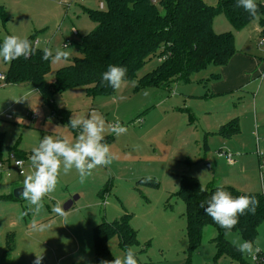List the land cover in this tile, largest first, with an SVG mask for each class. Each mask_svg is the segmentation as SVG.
<instances>
[{
	"label": "rangeland",
	"instance_id": "374dc122",
	"mask_svg": "<svg viewBox=\"0 0 264 264\" xmlns=\"http://www.w3.org/2000/svg\"><path fill=\"white\" fill-rule=\"evenodd\" d=\"M205 2L213 6L218 0ZM99 4V0H0L8 16L5 23L0 19V37L3 41L7 35L34 36L40 48L49 43L53 51L65 50L67 41L70 58L81 56L78 45L94 27L84 8L99 10ZM73 26L78 36L72 34ZM261 30L258 20L235 31L225 16L216 18V31L233 33L237 51L255 56L264 64ZM159 64L157 57L152 58L139 78ZM66 65L52 63L49 84ZM7 70L8 64L0 58V75ZM217 70L220 68L209 66L194 74L190 83L179 81L167 89L137 91V84L124 82L113 97L91 96L85 86L57 93L56 104L68 110L70 117H88L96 111L108 123L118 119L128 131L119 136L105 134L115 159L110 166L93 169L84 183H80L75 169L66 175L61 172L55 192L44 198V208L36 217L38 222L51 225L44 232L31 229V214L21 216L28 209L27 201L5 196L23 187L25 176L32 171L29 156L45 135L74 141L78 130L54 118L33 86L0 83V163L4 165L0 171V264H33L36 255L42 256L41 264H95L93 229L104 221L120 219L126 212L138 232L139 246L134 247L138 264H161L149 261L140 252L157 255L161 249L171 248L174 255L176 248L187 241L186 206L176 195L184 175L198 178L204 187L228 185L242 192L264 193L260 155L264 150V71L238 97H211V83L215 81L211 77ZM19 99L24 100L17 102ZM33 112H39L40 118L32 119ZM228 116L229 123L238 120L240 132L226 140L219 134L222 128L217 129ZM226 148L231 149L236 166L220 155ZM18 152L26 156L24 176L8 166L10 154ZM238 152L241 155H236ZM148 177L158 186L140 183ZM57 201L64 210L72 202L64 217L52 211ZM204 230L201 256L205 257L198 264H236L227 258L221 261L215 257L214 261L212 239L218 233L211 226ZM226 238L230 243L244 240L238 232H230ZM109 248L115 257L122 258L126 253L119 248L118 238L110 241ZM245 258L255 264L250 257ZM166 264L179 262L175 259Z\"/></svg>",
	"mask_w": 264,
	"mask_h": 264
},
{
	"label": "trees",
	"instance_id": "16d2710c",
	"mask_svg": "<svg viewBox=\"0 0 264 264\" xmlns=\"http://www.w3.org/2000/svg\"><path fill=\"white\" fill-rule=\"evenodd\" d=\"M236 2L218 0L212 6L205 0H106L107 9H84L95 28L78 45L83 49L80 51L81 56L69 58L67 65L57 71L53 83L47 81L53 62L42 59L43 49L34 46L36 40L31 36L29 40L36 48L35 53L28 59L20 57L10 63L5 62L8 70L4 84L32 85L52 116L68 124L70 112L58 107L55 95L85 86L91 96L113 97L117 90L107 86L106 82L101 87V74L109 64L125 67V82L137 81V91L143 88L167 89L179 81L190 83L194 74L209 66L220 69L227 66L237 53L233 33L215 32L214 21L218 16H225L235 31H242L254 20H258L264 28V0H256L258 18L236 7ZM0 19L4 23L8 20L5 8L1 6ZM154 57L160 60V64L139 78L140 71ZM215 77L217 79L220 75ZM239 128L238 120H234L223 126L219 134L231 138L239 134ZM14 156L21 160L26 157L19 152ZM140 183L158 186L156 181L145 178ZM217 187L213 184L204 187L198 178L189 175H184L180 181L176 195L186 206L187 264H191V256L202 245L207 226L214 227L218 233L217 260L228 257L239 264H247L245 255L226 237L230 232H238L244 240L256 242L259 236L264 223V193L242 192L231 186H223L234 197L255 196L260 202L255 215L240 216L239 223L226 235V230L200 207L201 203L207 207V201ZM102 194L103 191L99 195ZM5 197L16 200L13 194ZM131 220L132 216L126 214L113 222L104 221L93 229L95 264L115 259L109 248L110 241L115 238H118L119 248L124 252L129 246H139L138 232L132 227ZM11 243L14 246L13 239ZM258 255L263 256L261 252Z\"/></svg>",
	"mask_w": 264,
	"mask_h": 264
},
{
	"label": "clouds",
	"instance_id": "9594fccd",
	"mask_svg": "<svg viewBox=\"0 0 264 264\" xmlns=\"http://www.w3.org/2000/svg\"><path fill=\"white\" fill-rule=\"evenodd\" d=\"M236 7L243 8L249 15L258 18L256 0H237ZM68 48L69 46L66 44L64 45L65 50L56 48L53 51L46 47L43 49L42 59L51 60L54 63L68 62L71 56V51L67 50ZM35 51L36 48L28 38H21L17 35L5 36L3 43L0 44V58L6 63L20 57L28 59ZM126 72L125 67L109 64L107 70L101 74V87H104L106 82L107 86L119 90L125 82ZM131 83L135 86L137 81H131ZM144 95H148V92L145 91ZM22 100L24 99L16 101L21 102ZM68 125L72 129L78 130L74 141L67 137L54 138L52 135H45L38 146L32 149V154L29 156L32 171L25 176L23 190L20 193V199L28 202V209L22 212L21 216L32 215L30 227L36 232H44L51 228L50 224L38 222L36 217L44 208V198L51 197V194L55 192L61 172L66 175L75 169L80 183H84L87 177L92 174L93 169L98 166H110L115 159L109 144L105 142V134L119 136L128 131L127 127L123 126L118 119L115 123H108L96 111H92L88 117L71 116ZM225 151L227 152V162L230 165L233 164L231 149L226 148ZM261 154H264V150H261ZM220 155L224 156V153L221 152ZM236 155H241V153L238 152ZM16 165L22 169L23 161H17ZM147 179L150 180L151 177ZM199 190L203 191L204 189L200 188ZM259 203L255 196L234 197L223 186H218L207 201V207L204 203H201L200 207L216 224L226 230L227 235L239 223L240 216L255 215ZM52 211L61 217L66 215V211L59 201L54 205ZM232 243L239 252L252 260H256L257 255L261 252L258 242L233 240ZM41 260L42 256L36 255L33 264H41ZM101 264H138L136 250L129 246L122 258L115 257L112 261L103 260Z\"/></svg>",
	"mask_w": 264,
	"mask_h": 264
},
{
	"label": "crops",
	"instance_id": "0c3cea01",
	"mask_svg": "<svg viewBox=\"0 0 264 264\" xmlns=\"http://www.w3.org/2000/svg\"><path fill=\"white\" fill-rule=\"evenodd\" d=\"M99 1L101 3L102 0H99ZM74 27L75 26H73V28ZM94 28H95V25H94L93 29ZM214 30L216 33H219L218 31H216V19L214 21ZM79 34L80 33L78 31V35ZM78 35H75V36H78ZM40 46H41V44L39 42L38 47L40 48ZM44 47L49 48V43H47L46 46H44ZM263 67H264V64H262V62L260 61L259 58L237 51V53L234 55V57L231 59V61L229 62V64L227 66L221 68L220 70H217L216 73L212 74L211 79H214L215 81L211 83L210 96L211 97H227V96L231 95V96L238 97L240 95V92L243 90V88L248 86L253 80H255V78H257L258 76L263 74V71H264ZM217 74H219L220 77L216 79L215 76ZM29 86H32V85H26V86H24V88L25 87L27 88ZM15 87L21 88L23 86H15ZM36 92L38 93L37 90H36ZM230 118H231V116L230 117L228 116V117H225L224 119H222L220 122V125H218L217 130H220L224 125L228 124ZM226 140H227V138H226ZM225 153H227V152H225ZM236 163H237V161L234 162L233 164H231V166H234V165L236 166ZM8 166L10 168L9 161H8ZM1 175H2V173H1ZM20 186H22V185H20ZM226 186H228V185H226ZM9 195H10V193L7 196H9ZM126 214H127V212H126ZM131 225L136 230L132 220H131ZM203 239H204V233H203ZM203 239H202V245L200 246V248H198L193 253V255L191 256V264H198L199 260H201V258L205 257V255L201 256V253H202L201 251H202V248L204 247V240ZM256 242H258V245L261 248V253L264 256V223L260 227L259 236H258ZM212 243H213L214 251H215V255L213 256V258H214V261L216 262V260H215L216 253H217V251H216V237H213ZM187 250H188V241H186L184 244H182L180 246V248H176V253L174 255L172 254V252L174 250H171V248L161 249L157 255H152L151 253H144L143 251H141L140 253H142L144 256H146L147 259L151 262L166 264V263L173 262L175 259H177L179 264H187V260H188ZM196 254H197V256H195ZM4 258H5V256H4ZM222 258H227V259L231 260L228 257H222ZM222 258H220L221 261H226ZM231 261L233 263L239 264L238 262H235L233 260H231ZM247 264H249L248 261H247Z\"/></svg>",
	"mask_w": 264,
	"mask_h": 264
},
{
	"label": "built area",
	"instance_id": "2783aa9c",
	"mask_svg": "<svg viewBox=\"0 0 264 264\" xmlns=\"http://www.w3.org/2000/svg\"><path fill=\"white\" fill-rule=\"evenodd\" d=\"M105 7H106L105 3L101 1L100 5H99V9L103 10V9H105ZM71 32H72L73 35H78V31H77L76 28H72V31ZM65 44L68 45V46L70 45L69 42H66ZM38 45H39V42L36 40L34 42V46H38ZM260 45H264V28H262V30H261ZM5 80H6L5 75H0V83H3L4 84ZM32 118L33 119L40 118L39 113L38 112H33L32 113ZM8 119H11V116H9ZM260 155L262 157L261 168L263 170L264 169V154H260ZM224 156L227 157V153H224ZM231 158L235 162L233 155H232ZM17 161H23L22 169L16 165L17 164ZM9 164H10V170H11V168L16 169L18 171V175L19 176H24L26 174V172L24 170L25 169V162H24V160L17 159L14 155H10ZM3 166H4L3 163H0V171L3 169ZM8 176H10V173L9 172H8ZM253 262L256 263V264H264V257L261 256V255H257V259L256 260H253Z\"/></svg>",
	"mask_w": 264,
	"mask_h": 264
},
{
	"label": "water",
	"instance_id": "95a60500",
	"mask_svg": "<svg viewBox=\"0 0 264 264\" xmlns=\"http://www.w3.org/2000/svg\"><path fill=\"white\" fill-rule=\"evenodd\" d=\"M78 51H82L83 49L78 47L77 48ZM22 187H18L17 189L14 190L13 196L16 200L20 199V193L22 192ZM72 206V202L70 201L66 206H65V210H68V208H70Z\"/></svg>",
	"mask_w": 264,
	"mask_h": 264
}]
</instances>
